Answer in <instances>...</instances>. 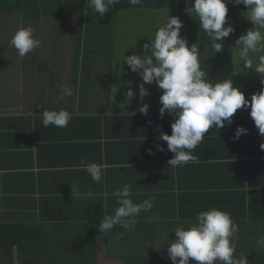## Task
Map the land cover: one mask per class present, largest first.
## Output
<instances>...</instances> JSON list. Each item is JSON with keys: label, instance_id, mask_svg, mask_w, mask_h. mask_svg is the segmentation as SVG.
Masks as SVG:
<instances>
[{"label": "crops", "instance_id": "1", "mask_svg": "<svg viewBox=\"0 0 264 264\" xmlns=\"http://www.w3.org/2000/svg\"><path fill=\"white\" fill-rule=\"evenodd\" d=\"M192 20V24L199 26L197 17ZM229 24L235 31L223 38V44L230 41L232 45L233 66L230 57L225 56L228 50L215 54L203 29L190 31L191 42L200 47L201 69L210 80L232 78L234 86L240 87L250 100L264 85L254 70L247 69L246 74L239 72L242 69L235 42L252 28V23L247 18L230 17L225 26ZM10 25L19 27L10 28ZM78 25V19L73 17L0 19V57L7 58L6 66L0 64V224L32 222L46 215L84 214L90 202V198H83L86 191L109 199L126 183L132 185L134 203L148 199H142L147 192L150 197L155 196V201L156 196L174 201L181 195L183 201H193L197 198L191 192L197 193L199 187L230 183V188L243 192L241 198L245 193L253 196L246 207L249 215L264 218V192L259 195L264 189V150L260 148L264 136L259 134L250 117V108L238 109L230 126L226 123L220 129H209L193 150L192 154L198 157L196 163L172 167L168 160L174 154L159 137L161 132L171 134L174 116L166 111L161 117L159 110L143 115L132 107L126 108L135 103H126L127 86L114 80V62L111 64V56L105 53L91 56L87 63L93 69L91 78L83 80V74L90 70L84 60L80 61L83 53L78 50ZM29 26L42 44L21 57L10 41L19 28ZM13 66L17 67V73L12 70ZM65 84L78 94L61 98V85ZM139 85L129 87L138 90ZM114 86L116 89L119 86V91L113 93ZM149 94L158 96L155 91ZM152 104L161 105L160 100ZM44 108H63L72 114V119L65 128L44 127L40 115ZM237 126L248 131L235 139ZM81 161L104 165L102 183L92 180L80 167ZM71 187L79 189L81 198L72 199ZM134 187H138L140 194ZM117 207L115 199L113 209ZM254 218L242 222L247 240L238 238L237 246L247 250L249 259L248 250L256 249L260 252L257 260H264V247L257 245L258 237L264 235V223L259 225L260 220ZM135 227L131 231L119 227L113 234L118 240L111 242L100 232L101 239L96 242L100 264L101 260L123 264L121 254L126 241L142 243V239L135 237L141 227L138 224ZM147 242L151 247H161L159 241ZM112 248L120 249L116 252Z\"/></svg>", "mask_w": 264, "mask_h": 264}, {"label": "clouds", "instance_id": "2", "mask_svg": "<svg viewBox=\"0 0 264 264\" xmlns=\"http://www.w3.org/2000/svg\"><path fill=\"white\" fill-rule=\"evenodd\" d=\"M231 2L243 4L247 8L244 16L253 25L235 42L236 55L242 69L239 72L246 74L247 69L254 70L260 75L261 84L264 85V54L258 56L255 65L251 59L253 54L264 53V0ZM87 3L95 13L99 12L103 17L120 0H87ZM129 3L137 5L141 0H129ZM227 3L228 0H193L192 6L187 8L191 17L198 18L199 28L210 38L215 54L224 51L223 38L235 31L232 25L225 26ZM182 27L183 21L178 16L168 15L156 29L154 38H150V43L142 46L143 55L134 51L128 56L124 53L123 57L130 70L142 78L143 83L139 85L141 100L149 95L145 84L155 83L158 89L163 90L159 98L162 105L159 109L160 116L163 117L167 111L174 116V122L171 124V134L161 132L159 138L167 142V150L174 154L168 160V165L172 167L196 163L198 157L192 154L193 150L202 142L209 129H220L226 123L230 126L238 109L250 108V117L259 134L264 136V88L253 93L249 100L240 87L234 86L232 78L216 82L210 80L208 74L201 69L200 47L197 43L189 47L187 39L180 35ZM10 43L19 56L24 57L40 47L42 41L33 36V29L29 26L19 28ZM113 88L115 93L116 87ZM74 94H78L77 90L66 84L61 85V98ZM135 95L129 88L125 93L126 103H130ZM148 107L147 103H143L139 112L147 115ZM40 115L44 127L51 125L65 128L72 119V114L63 108H44ZM247 131L243 126H237L234 138L238 139ZM158 147L164 151L163 146ZM260 148L264 150V143H261ZM80 167L87 171L94 182L102 183L104 165L81 161ZM94 195L88 190L83 198H92ZM113 195L118 207L113 215L104 216L99 224V231L103 235L117 225L131 231L137 224L136 217L141 212H150L155 205V196L141 203H134L130 183L117 188ZM71 196L72 199L81 198L79 189L71 187ZM152 219L158 221L159 217L153 216ZM238 231L239 226L229 213L215 207L201 211L187 227L178 223L171 231L175 233V239L167 243L168 257L172 264H190V258L197 264H248L246 252L237 254ZM257 245L264 247V235L258 237Z\"/></svg>", "mask_w": 264, "mask_h": 264}, {"label": "trees", "instance_id": "3", "mask_svg": "<svg viewBox=\"0 0 264 264\" xmlns=\"http://www.w3.org/2000/svg\"><path fill=\"white\" fill-rule=\"evenodd\" d=\"M192 2L193 0H141L140 4L132 5L129 0H120L118 5L112 6V10L101 17L99 12L95 13L88 6L87 0H0V19L9 18V20L17 21L18 19L38 20L57 17L77 18L80 28L78 50L83 53L80 61L84 60L86 68L90 70L87 63L93 54L99 52L107 54L108 57L113 56L117 27L124 10L187 9L192 6ZM227 7V18L232 17L235 11L247 10L243 4L236 5L231 0H228ZM224 49L228 50L225 56L230 57V64L233 66L230 41L225 44ZM109 59L113 64L111 57ZM92 71L93 69L90 73L83 74L82 79H90ZM228 184L230 183L199 187L197 193L191 192L197 198L193 201L189 199L183 201L182 195L174 201L167 198L162 200L163 198L156 196L157 201L152 210L136 217L141 231L134 236L142 239V243L133 244L129 240L126 241L121 254L123 264H172L167 253V243L175 239V233L171 231L178 223L187 227L189 222L195 221L199 212L213 207L230 214L241 229L238 232V238L246 242L247 233L246 228L242 231V222L256 217L254 219L260 220L259 225H261V222L264 223V218L249 215L246 207L248 200L253 199L252 195L248 197L245 193L241 198L240 195L243 192L235 190L234 187L230 188ZM133 189L140 194L138 187ZM263 192L264 189L260 190L259 195L262 196ZM224 195L229 197L225 198ZM149 197L147 192L143 194L142 199ZM133 198L134 196L131 197ZM115 199L116 197L113 196L105 199L96 194L90 198L89 206H87L89 209L84 214L46 215L32 222L23 220L11 224H0V264H100L96 244L101 239L99 224L104 216L113 215L116 209H113ZM237 207H239L238 211H233ZM153 216H158L159 220H153ZM88 222L93 223L88 225ZM119 227L122 226H115L104 235V239L108 242L117 241V236L113 234ZM151 235L154 236L152 239ZM148 240L159 241L161 247H151ZM143 243H146L145 246ZM112 249L117 252L120 248ZM256 251L254 248L248 250V254L251 255V258H248V264H264V260H257L260 252ZM239 252L247 254L244 247L237 246V254ZM194 262L190 258V264Z\"/></svg>", "mask_w": 264, "mask_h": 264}, {"label": "rangeland", "instance_id": "4", "mask_svg": "<svg viewBox=\"0 0 264 264\" xmlns=\"http://www.w3.org/2000/svg\"><path fill=\"white\" fill-rule=\"evenodd\" d=\"M247 10H238L232 13V17L234 18H246ZM178 16L183 21V27L180 30V35L185 37L188 41L189 47L191 46L193 39L190 36V31L195 29L198 30L199 26L193 23V17H191L187 9H163V10H155V9H130L124 10L122 15L120 16L119 26L117 27V33L115 36L114 43V54L111 56L112 61L114 62V66L112 68L113 74L117 81H120L123 86H127L125 92L129 88H131L135 93V97L131 100L132 103H135L131 106H126V108L132 107L133 110L139 111V108L143 103L148 104V111L159 110L162 105L160 104H152L151 102L160 100V96L162 95L163 90L158 89L155 83L145 84V88L148 89L149 93L155 91V94L158 95L154 97V94H149L143 98V100L139 97V89L136 90L130 85H136L143 83L142 78L138 73H134L130 70L126 61H123L124 53L125 56L133 54L135 51L137 54L143 55L142 46L145 43H150V38H154L156 29L160 26L161 22L168 16ZM10 28L19 27V25H10ZM250 27H253L250 26ZM135 47V48H134ZM263 53L253 54L252 61L255 65L258 62V56ZM7 58L0 57V64L6 66L7 62H4ZM12 61V58H10ZM12 63L10 64V66ZM15 73H17V67L13 66L12 69ZM19 73V72H18ZM254 75L260 76L254 72ZM138 79V80H137ZM137 82L132 84L133 82ZM132 82V83H131ZM119 91V86H117ZM131 109V108H130ZM102 264H112L113 262H109L108 260H101ZM119 264V263H114ZM121 264V261H120ZM194 264H197L195 262Z\"/></svg>", "mask_w": 264, "mask_h": 264}]
</instances>
